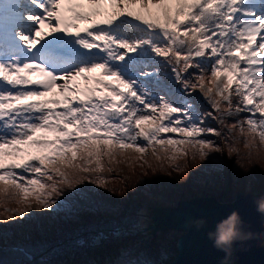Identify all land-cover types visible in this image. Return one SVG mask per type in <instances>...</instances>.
Masks as SVG:
<instances>
[{
  "label": "snow or ice",
  "instance_id": "obj_1",
  "mask_svg": "<svg viewBox=\"0 0 264 264\" xmlns=\"http://www.w3.org/2000/svg\"><path fill=\"white\" fill-rule=\"evenodd\" d=\"M158 57L213 111L147 98L139 78L155 75ZM53 88L59 98L41 99ZM242 112L228 127L247 125L264 143V0H0V194L22 205L5 207V220L33 201L52 209L61 185L102 187V160L116 150L203 161L222 151L205 119Z\"/></svg>",
  "mask_w": 264,
  "mask_h": 264
},
{
  "label": "rangeland",
  "instance_id": "obj_2",
  "mask_svg": "<svg viewBox=\"0 0 264 264\" xmlns=\"http://www.w3.org/2000/svg\"><path fill=\"white\" fill-rule=\"evenodd\" d=\"M157 59L165 63L162 57ZM154 66L158 67L157 64ZM152 70L155 75L139 78L140 86L149 93L147 98L158 100L163 97L174 106L191 105L189 95L193 92L185 91L175 78H169V74L165 76L155 68ZM95 73L86 75L94 76ZM163 76L168 78L160 80ZM210 78L209 71L205 76V89L213 87L208 83ZM76 83L85 86L84 79H78ZM88 83L90 85V81ZM196 90L202 99L198 103L200 113L213 111L203 91L199 87ZM48 97L59 98V89L53 88ZM156 115L158 117L159 112ZM172 115L174 118L179 114ZM246 115L242 112L230 117L224 125L210 117L205 119V125L221 132L219 137L209 134L206 138L214 139L222 151L212 152L203 161L199 157L193 159L191 154L167 159L172 153L160 151L159 146L156 152L160 159L152 154L151 147L145 154L132 149L121 154L116 150L115 160L110 161L109 157L102 160V175L106 181L102 187L88 181L73 188L61 185L63 191L52 209L37 208L33 201V207L23 218L17 216L11 220L4 219V208L22 205L0 194V264H77L82 260L104 264H169L177 254L176 244L183 230L147 229L155 222L156 207L174 206L179 200L195 196H214L220 202H231L236 193L264 194V144L256 145L250 133L228 127ZM246 140L248 147H245ZM140 142L143 140L137 141ZM229 147L233 149L231 155ZM175 165H180L182 170H175ZM126 221L132 222L131 227H125ZM128 229L147 230L131 236L125 244L117 246L118 250L114 248L115 255L102 251L107 249L112 238L122 240V232ZM95 250L112 260L95 256Z\"/></svg>",
  "mask_w": 264,
  "mask_h": 264
},
{
  "label": "water",
  "instance_id": "obj_3",
  "mask_svg": "<svg viewBox=\"0 0 264 264\" xmlns=\"http://www.w3.org/2000/svg\"><path fill=\"white\" fill-rule=\"evenodd\" d=\"M261 198L264 194L250 192L236 193L231 202H220L214 196L182 199L174 206L156 207L155 222L147 229L183 230L177 240V254L169 264H264V217L257 212ZM233 211L239 214V230L251 236L234 240L231 254L226 255L214 246L209 234H215L217 226ZM147 229L124 231L133 236Z\"/></svg>",
  "mask_w": 264,
  "mask_h": 264
},
{
  "label": "trees",
  "instance_id": "obj_4",
  "mask_svg": "<svg viewBox=\"0 0 264 264\" xmlns=\"http://www.w3.org/2000/svg\"><path fill=\"white\" fill-rule=\"evenodd\" d=\"M164 59V58H163ZM157 66L158 67H155V69H157L156 71L157 72H159V74H160V72L162 73V74H164L165 73V76H166V74H169V78L170 77H172V78H175V74L174 73H172V71H171V68H172V66L171 65H169V64H167V63H161V62H159L158 64H157ZM168 78V76L167 77H161L160 78V80H165V79H167ZM178 84H179V82H177ZM182 86V84H180V87ZM183 87V86H182ZM198 88V87H197ZM195 90V91H194ZM181 91V90H180ZM193 92V95L192 94H190L189 95V99H190V103H191V106H192V108L193 109H195V110H198L199 112H200V110H201V107L199 106V102L202 100L201 98H200V95H197L198 94V92H197V90L196 89H189V93H192ZM178 93H180V92H178ZM177 93V94H178ZM195 94V95H194ZM193 102V103H192ZM156 115V114H155ZM157 116V115H156ZM164 123H167V121H165ZM246 132H247V126H246V130H245ZM253 136V137H251V140L252 141H255L256 142V145L258 144V143H261V141H260V139H259V137L258 136H256L255 138H254V134H251L250 133V136ZM162 136H164L165 138L166 137H173V138H180L179 137V135L178 134H174V133H166V134H162ZM146 142H140L139 144H141V145H143V144H145ZM262 145L264 144V143H261ZM159 149V148H158ZM192 195V194H191ZM166 199V202H168L169 203V201H167V198H165ZM128 221H126L125 223H124V225H125V227H131V221H129V223H127ZM136 233H138V232H135V234ZM129 235V237H127ZM131 234H129V232H125V233H123L122 232V234H121V237L123 238L122 240L121 239H119V237L118 238H112L113 239V241L110 243V244H107V249H102V251H104L105 253L106 252H110L112 255H115V253H116V251H114L115 249L114 248H116V250H118V248H117V246H122L123 244H125V242L126 241H128L129 239H131ZM114 240H116L115 242H114ZM113 244H116V245H113ZM94 254H95V256H99L100 258H104V257H107V259L108 260H112V259H110L109 257H108V255H104L101 251H97V250H95V252H93ZM24 259H28L27 257H24ZM106 260V259H105ZM83 261V260H82ZM80 261L79 263H77V264H104V263H99V262H92V261ZM97 261V260H96ZM18 264H20V263H18Z\"/></svg>",
  "mask_w": 264,
  "mask_h": 264
},
{
  "label": "clouds",
  "instance_id": "obj_5",
  "mask_svg": "<svg viewBox=\"0 0 264 264\" xmlns=\"http://www.w3.org/2000/svg\"><path fill=\"white\" fill-rule=\"evenodd\" d=\"M257 212L264 217V198L257 203ZM240 223L239 214L233 211L226 220L218 226L215 234L210 233L209 238L213 239L214 246L225 251L226 255L231 254V245L234 240L248 239L251 234L242 233L237 225Z\"/></svg>",
  "mask_w": 264,
  "mask_h": 264
}]
</instances>
